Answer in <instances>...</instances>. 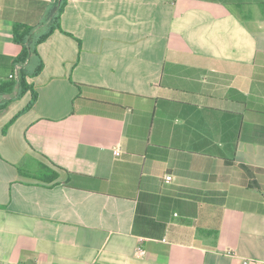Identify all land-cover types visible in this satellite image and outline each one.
<instances>
[{
	"label": "crops",
	"instance_id": "0c3cea01",
	"mask_svg": "<svg viewBox=\"0 0 264 264\" xmlns=\"http://www.w3.org/2000/svg\"><path fill=\"white\" fill-rule=\"evenodd\" d=\"M55 1L0 0V84ZM60 26L35 104L0 94V264H264V0H67Z\"/></svg>",
	"mask_w": 264,
	"mask_h": 264
},
{
	"label": "trees",
	"instance_id": "16d2710c",
	"mask_svg": "<svg viewBox=\"0 0 264 264\" xmlns=\"http://www.w3.org/2000/svg\"><path fill=\"white\" fill-rule=\"evenodd\" d=\"M66 1L67 0H56L54 2L50 13L52 19L44 31L35 32L41 21L38 20V17L33 19V15L28 16L27 22L17 20L14 22V41L21 46L20 53L15 58V63L20 65V69L18 78H10L7 82H2L0 84V94H13L16 88L19 90L20 95L30 91L32 93V98L27 109L31 108L38 98V93L33 84L28 81V78L36 75L43 67V63L40 62L36 71L32 73L29 63L30 58L33 54L38 55L37 46L39 44L44 42L56 30L61 29L60 16ZM6 106L7 103L0 104V110ZM243 167L247 166L244 165ZM55 178H57V174L52 173L48 174L45 180L48 179L47 181L52 182Z\"/></svg>",
	"mask_w": 264,
	"mask_h": 264
},
{
	"label": "built area",
	"instance_id": "2783aa9c",
	"mask_svg": "<svg viewBox=\"0 0 264 264\" xmlns=\"http://www.w3.org/2000/svg\"><path fill=\"white\" fill-rule=\"evenodd\" d=\"M114 154H115L116 156H119V155L121 154V150H120V148H116V149H114ZM171 178H172V177H171L170 175H168V176L166 177L167 181H169Z\"/></svg>",
	"mask_w": 264,
	"mask_h": 264
}]
</instances>
